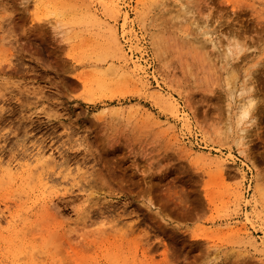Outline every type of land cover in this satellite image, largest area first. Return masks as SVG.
<instances>
[{
  "label": "rangeland",
  "instance_id": "rangeland-1",
  "mask_svg": "<svg viewBox=\"0 0 264 264\" xmlns=\"http://www.w3.org/2000/svg\"><path fill=\"white\" fill-rule=\"evenodd\" d=\"M115 1L0 0V264H264V0Z\"/></svg>",
  "mask_w": 264,
  "mask_h": 264
},
{
  "label": "bare ground",
  "instance_id": "bare-ground-1",
  "mask_svg": "<svg viewBox=\"0 0 264 264\" xmlns=\"http://www.w3.org/2000/svg\"><path fill=\"white\" fill-rule=\"evenodd\" d=\"M117 1V0H116ZM115 1V2H116ZM87 4V3H86ZM90 4V3H89ZM91 7V6H90ZM88 9H86V10H88V18L90 19V20H92L93 22H95V23H101L100 22V18H99V16L97 15V13L96 12H94V11H91L90 10V8H89V6L87 7ZM92 8V7H91ZM99 15H101V14H99ZM123 15V14H122ZM124 15H126V13L124 14ZM103 17V16H102ZM124 17V16H123ZM126 20H127V17L125 16L124 18H122V22H123V24L120 26V29H121V27L123 28L124 27V24H125V22H126ZM117 26V25H116ZM112 28V27H111ZM109 30H111L110 31V34H111V40H112V44H113V52L115 53L114 55L117 57V58H119V59H122L121 61H124V64L121 62V61H119L118 62V66H114V68L112 69V67H113V65H112V67H111V71L112 72H115V73H120V74H128L129 76H130V78L131 77H134V76H142V75H140V74H143L144 73V68L142 69V68H140L139 66H140V63H139V65L137 66L136 64H133L132 65V67H127V65L125 64V62L127 61V59L125 58V55H124V50L125 49H123L122 48V46H121V44H120V42L118 41V38L116 37V33H115V31H113L112 29H109ZM120 31V30H119ZM121 35V34H120ZM121 38H122V36H121ZM126 44V43H125ZM130 51V50H129ZM125 52H126V50H125ZM129 56H130V54H129ZM131 57V56H130ZM129 60H130V58H129ZM131 61V60H130ZM122 63V65H120ZM136 63H138V62H136ZM130 65V64H129ZM142 66V65H141ZM145 74V73H144ZM127 75V76H128ZM144 78L145 77H141V78H139L138 79V84H139V86L141 87V89L143 90V91H145V92H149L150 90H151V97L152 98H154L155 100L157 99V100H159L162 104H164L166 107H168L170 110H171V112L172 113H177L178 112V110H177V107H176V104L174 103V101L172 100V97L168 94V95H164V94H162V92H161V89H160V86L158 85V84H156L152 89L151 88H149V85L146 83V81L144 80ZM252 98L250 99L249 97L247 98V100L243 103V104H240V106H238V111H239V115H238V120H237V122L238 123H236L237 125H240L239 123L240 122H242V121H245L247 118H249V115H250V111H251V108H253V104H252ZM242 102V101H241ZM160 104V103H159ZM178 114V113H177ZM236 116V115H235ZM249 121H251V120H249ZM246 123L245 124H247V121H245ZM240 135V134H239ZM242 138V137H241ZM238 141V140H237ZM217 157V156H216ZM220 157V156H219ZM203 158V157H202ZM32 160H30L29 158H28V160H30V162L31 163H36V164H39V166L41 167V169L43 168V166L45 165V164H47L46 163V160H45V157L42 155V153H38L36 156H35V158L33 159V158H31ZM203 159H205V160H208V162H209V164H213V165H215V167L219 170V172H220V174H222L223 176L224 175H228V174H226L225 172H224V170H225V168H226V162H225V160H220V159H207V158H203ZM29 161H27V165H29V163H28ZM30 163V164H31ZM7 166L4 168V169H6L8 172H10L12 169H14V167L15 166H13V167H11L9 164H6ZM19 166V165H18ZM16 168V167H15ZM18 168V167H17ZM37 169V168H36ZM38 169H39V167H38ZM35 170V169H34ZM43 170H44V168H43ZM16 173V172H15ZM230 173V172H229ZM34 173L32 172V175H33ZM36 174V173H35ZM41 174V173H40ZM32 175H31V177H32ZM236 176V175H235ZM225 177V176H224ZM229 177V176H228ZM33 178V177H32ZM32 178H31V181H32ZM29 180V179H28ZM42 180V179H41ZM44 180V179H43ZM30 181V180H29ZM42 184V183H41ZM43 185V184H42ZM47 188V187H46ZM50 188V187H49ZM44 191V190H43ZM45 191H46V189H45ZM239 193V192H238ZM44 194V193H43ZM239 195L241 196V194L239 193ZM101 226H103V225H101ZM255 244V243H254Z\"/></svg>",
  "mask_w": 264,
  "mask_h": 264
}]
</instances>
